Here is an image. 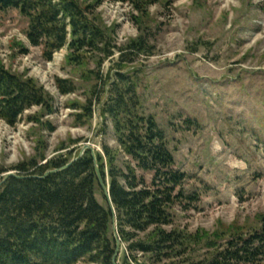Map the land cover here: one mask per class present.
<instances>
[{
  "label": "trees",
  "instance_id": "16d2710c",
  "mask_svg": "<svg viewBox=\"0 0 264 264\" xmlns=\"http://www.w3.org/2000/svg\"><path fill=\"white\" fill-rule=\"evenodd\" d=\"M100 3L0 0V10L18 9L27 17V37L43 47L47 60L67 47V63L82 68L85 80L95 81L86 102L70 104L81 110L76 113L80 122L94 117L103 62L120 53L101 109L103 118L113 123L119 147L103 142L102 151L96 150L116 211L122 244L118 264H263L264 213L254 228L234 222L191 232L179 223L180 213L200 197L186 191L187 174L176 167L156 117L144 110L137 73L127 65L138 51H145L143 39L118 46L114 30L96 12ZM91 61L96 69L89 68ZM57 86L62 94L76 89L70 78H57ZM34 106L53 113L54 96L35 78L0 65V119L15 125ZM42 115L29 119L53 129ZM77 143L79 139H71L70 145L62 142L52 157L40 152L10 169L0 167V183L6 172L16 171L0 185V264H116L113 211L92 151L80 155ZM99 191L105 204L97 197Z\"/></svg>",
  "mask_w": 264,
  "mask_h": 264
},
{
  "label": "rangeland",
  "instance_id": "374dc122",
  "mask_svg": "<svg viewBox=\"0 0 264 264\" xmlns=\"http://www.w3.org/2000/svg\"><path fill=\"white\" fill-rule=\"evenodd\" d=\"M99 1L96 12L118 46L143 39L145 51L127 65L137 73L144 110L156 117L176 167L187 174L186 191L200 197L179 223L191 232L214 231L219 223L256 227L264 213V0ZM28 26L18 9L0 10V65L38 80L54 96L55 110L34 106L15 125L0 119V167L40 152L52 157L71 139L80 149L90 144L101 152L103 142L118 148L101 109L120 53L103 62L94 117L80 122L81 110L70 104L86 102L95 81L67 63V47L47 60L43 47L30 43ZM57 78L72 79L76 89L62 94ZM40 112L53 129L30 121ZM97 197L105 204L100 191Z\"/></svg>",
  "mask_w": 264,
  "mask_h": 264
},
{
  "label": "water",
  "instance_id": "95a60500",
  "mask_svg": "<svg viewBox=\"0 0 264 264\" xmlns=\"http://www.w3.org/2000/svg\"><path fill=\"white\" fill-rule=\"evenodd\" d=\"M87 149H90L93 153V157L95 159V167H96V172H97V175H98V178L100 180V185L103 189V192H104V195L109 203V206L111 208V210L113 211V232H114V235L116 237V249H115V254H114V257H113V261L114 263L118 264V258H119V255H120V252H121V247H122V244H121V241H120V237H119V234H118V227H117V219H116V211H115V208H114V205L112 203V199H111V195H110V190H109V186L106 184L103 176H102V173H101V170H100V166L98 164V160H97V157H96V150L95 148L90 145V144H86L82 147L81 149V153L80 155H82ZM68 165H66L65 167H68ZM16 175V173L14 171H9L6 173V175L4 176V179L3 181L0 183V185H2V183L7 179L9 178L10 176H14Z\"/></svg>",
  "mask_w": 264,
  "mask_h": 264
}]
</instances>
